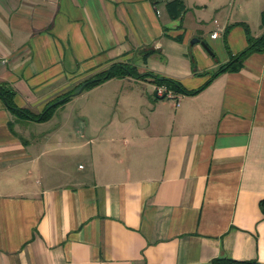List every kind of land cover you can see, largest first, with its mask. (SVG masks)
Returning a JSON list of instances; mask_svg holds the SVG:
<instances>
[{
  "label": "crops",
  "instance_id": "0c3cea01",
  "mask_svg": "<svg viewBox=\"0 0 264 264\" xmlns=\"http://www.w3.org/2000/svg\"><path fill=\"white\" fill-rule=\"evenodd\" d=\"M180 2L0 0L17 108L38 114L119 63L195 91L125 74L46 120L0 97V264H264V52L209 80L262 34L264 0Z\"/></svg>",
  "mask_w": 264,
  "mask_h": 264
},
{
  "label": "trees",
  "instance_id": "16d2710c",
  "mask_svg": "<svg viewBox=\"0 0 264 264\" xmlns=\"http://www.w3.org/2000/svg\"><path fill=\"white\" fill-rule=\"evenodd\" d=\"M173 2H175L176 4L177 12L183 10V6L181 5L180 0H173ZM261 19H262V25L264 26V10L261 13ZM253 51L264 52V30L262 34L258 37L249 36L248 46L239 53L230 56V59L226 63H224L217 71H215L211 75L209 80H211L214 76H216L217 73L222 71H231V72L237 71L241 67L245 57ZM135 70H136L135 67L130 63L115 64L112 65L106 71L100 72L98 74L93 75L92 77H89L84 82H82V85L84 89H91L110 78L128 74V75H133L136 78H142V79L149 77L150 80L157 85H164L166 88L169 89L176 88L185 94L195 92V91H189L183 89L177 81L171 78L162 77L151 72L145 74H139ZM72 93L73 92L64 94L60 98H57L54 101L48 103L40 113L32 114L30 112L25 111L24 109L17 108V106L13 102L14 91L10 88L8 84L0 83V97L3 100L7 109L13 114H24L29 118L35 120H46L47 118H49L53 114V111L56 107H58L59 105L70 99V97L73 95ZM260 207L264 214V198L260 201ZM212 264H261V263L255 260H236L232 258H216L212 260Z\"/></svg>",
  "mask_w": 264,
  "mask_h": 264
},
{
  "label": "rangeland",
  "instance_id": "374dc122",
  "mask_svg": "<svg viewBox=\"0 0 264 264\" xmlns=\"http://www.w3.org/2000/svg\"><path fill=\"white\" fill-rule=\"evenodd\" d=\"M229 1V3H230V5H232L233 3H235V4H237V1L238 0H228ZM263 10H264V8H263ZM262 10V11H263ZM262 13V12H261ZM258 24H253L252 25V32H253V34H255V33H257L258 32ZM261 26H263L262 25V21H261ZM252 32H250V33H252ZM252 37H253V35H251ZM111 84H113V83H111ZM86 90H89V89H86ZM75 92H77V91H75ZM75 92H73L72 94V96L70 97V99L72 100V102L71 103H73V102H75V101H77V100H80V102H82V105L84 104V103H89V102H93L94 100H95V97L96 96H98V97H100V91H92V92H90V93H84V95H82L81 97H79L77 100H76V96H78V95H76V94H74ZM108 92H111V91H108ZM109 94V93H108ZM70 103V104H71ZM68 106H70V105H68ZM68 108V107H67ZM76 109V108H75Z\"/></svg>",
  "mask_w": 264,
  "mask_h": 264
},
{
  "label": "built area",
  "instance_id": "2783aa9c",
  "mask_svg": "<svg viewBox=\"0 0 264 264\" xmlns=\"http://www.w3.org/2000/svg\"><path fill=\"white\" fill-rule=\"evenodd\" d=\"M218 35L217 31L212 32L211 37L215 38ZM156 95L159 97L174 98V94L169 92L164 86H159L155 91Z\"/></svg>",
  "mask_w": 264,
  "mask_h": 264
},
{
  "label": "water",
  "instance_id": "95a60500",
  "mask_svg": "<svg viewBox=\"0 0 264 264\" xmlns=\"http://www.w3.org/2000/svg\"><path fill=\"white\" fill-rule=\"evenodd\" d=\"M193 42H199V39L194 38L193 40H191V43H193ZM201 44H202V46H203L207 51H210L209 47L207 46V44H206L204 41H201ZM82 90H83V86H81V88H80L77 92H75L74 94H78V93H80Z\"/></svg>",
  "mask_w": 264,
  "mask_h": 264
}]
</instances>
